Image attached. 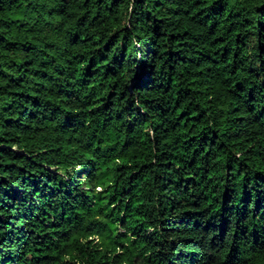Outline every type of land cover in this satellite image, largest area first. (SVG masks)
<instances>
[{"label":"trees","instance_id":"obj_1","mask_svg":"<svg viewBox=\"0 0 264 264\" xmlns=\"http://www.w3.org/2000/svg\"><path fill=\"white\" fill-rule=\"evenodd\" d=\"M0 264H264V0H0Z\"/></svg>","mask_w":264,"mask_h":264}]
</instances>
